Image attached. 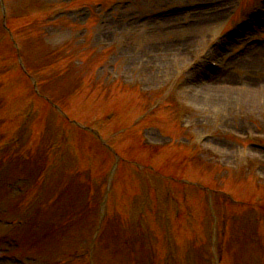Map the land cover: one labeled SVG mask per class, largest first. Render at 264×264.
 <instances>
[{"label": "rangeland", "instance_id": "obj_1", "mask_svg": "<svg viewBox=\"0 0 264 264\" xmlns=\"http://www.w3.org/2000/svg\"><path fill=\"white\" fill-rule=\"evenodd\" d=\"M108 2L3 0L29 76L18 66L11 37L0 28V153L23 118L15 150L23 156L7 164L8 155L4 160L0 155V207L21 214L22 205L39 202L35 192L40 195L44 189L50 196L39 207L42 212L26 243L0 246V264H59L54 261L58 256L69 264H83L79 254L87 249L94 210L103 208L97 206V198L104 197L105 188H110L111 216L129 214L120 235L127 246L132 242L135 246H129L128 253L110 250L119 264H162L167 241L185 247L173 244L170 264H216L210 252L214 245V256L217 249L224 250L222 264H264V239L256 235L264 220V148L259 147H264V93L259 100L252 101L247 93L250 100L231 98L227 104L205 98V90L216 84L225 93L241 95L240 88L264 89V43H260L264 13L251 20L252 27L242 36L223 40L233 33L236 22L259 8L264 11V0ZM60 3L64 9L51 11ZM206 7L210 11L202 9ZM58 11L64 12L50 19ZM211 60L228 62L209 77ZM203 72L207 76L202 77ZM191 80L198 81L195 93L189 89L195 85ZM175 98L181 102L174 103ZM111 110L116 116L95 126L105 135L106 147L115 150L116 159L72 124L89 117L86 113L101 117ZM6 113L12 114L11 119ZM201 135L207 139L197 147ZM165 142H172V147H152ZM177 143L189 147H176ZM37 153L38 160L29 165ZM159 174L167 178H156ZM182 177L195 181L197 190L182 185L178 181ZM170 191L172 201L167 204ZM231 195L257 210L249 211L253 223H243L252 225L250 232L230 223ZM16 201L18 207L11 209ZM176 205L182 209L180 217L173 211ZM62 207L64 212L59 211ZM143 210L142 224L137 221L134 229ZM13 212L5 218L15 216ZM61 220L68 222L67 230L48 236L46 230ZM0 227L1 235L5 222ZM237 228L244 242L236 251L219 247L222 237L235 239ZM110 233H104L107 240ZM60 235H65V244ZM51 237L54 243L60 239L61 245L51 247L45 240ZM101 240L104 246L106 241ZM105 250L95 259L110 264L112 255H105ZM91 252L93 263L97 248Z\"/></svg>", "mask_w": 264, "mask_h": 264}, {"label": "bare ground", "instance_id": "obj_2", "mask_svg": "<svg viewBox=\"0 0 264 264\" xmlns=\"http://www.w3.org/2000/svg\"><path fill=\"white\" fill-rule=\"evenodd\" d=\"M202 9L206 11H210L208 7ZM177 14L175 13L174 15L177 16ZM256 48L258 49V51L260 50L259 47ZM240 92L244 95L238 94L234 91H231L230 93H225L220 89V86L216 84L215 88L212 86L210 87V89L205 90V95H206L205 98H208V100L211 99L212 103L216 102L217 104H219L218 100L223 101L224 104H227V102H230L231 98H233L234 100L245 99V101L250 100L251 98L252 101H255L263 98L264 89L262 91H255L251 89L249 90V92H246V90L245 91L240 90ZM247 93H250V98L246 96Z\"/></svg>", "mask_w": 264, "mask_h": 264}]
</instances>
